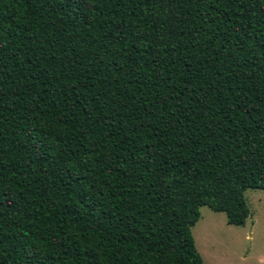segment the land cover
<instances>
[{"label": "trees", "instance_id": "1", "mask_svg": "<svg viewBox=\"0 0 264 264\" xmlns=\"http://www.w3.org/2000/svg\"><path fill=\"white\" fill-rule=\"evenodd\" d=\"M247 188L264 0H0V264H203Z\"/></svg>", "mask_w": 264, "mask_h": 264}, {"label": "rangeland", "instance_id": "2", "mask_svg": "<svg viewBox=\"0 0 264 264\" xmlns=\"http://www.w3.org/2000/svg\"><path fill=\"white\" fill-rule=\"evenodd\" d=\"M249 215L240 226L227 224L223 212L199 207L190 227L203 264H264V189L247 188Z\"/></svg>", "mask_w": 264, "mask_h": 264}]
</instances>
